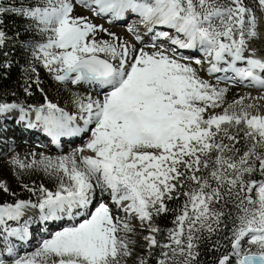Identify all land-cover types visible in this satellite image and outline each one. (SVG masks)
<instances>
[{
	"label": "snow or ice",
	"instance_id": "6c2138e0",
	"mask_svg": "<svg viewBox=\"0 0 264 264\" xmlns=\"http://www.w3.org/2000/svg\"><path fill=\"white\" fill-rule=\"evenodd\" d=\"M77 6L114 21L132 14L154 42L137 48L120 41L103 25L73 15ZM6 14L26 22L29 39L7 34ZM157 26L174 32H155ZM128 31L142 42L137 26ZM261 32L264 0H19L7 6L0 0V72L12 66L5 49L18 42L58 83L95 92L71 93L75 112L47 95L27 108L0 100V118L18 111L23 121L35 113L36 123L27 127L42 126L54 143L88 136L67 154L36 159L33 153L28 164L12 158L13 166L42 171L55 187L24 184L35 202L0 203V264H264V114L244 103L250 95L226 103L229 89L200 75L206 61L208 74H225L217 80L264 92V59L251 47L264 43ZM102 33L110 39H97ZM161 39L173 47L157 45ZM179 50H196L205 60ZM25 71L36 73L31 64ZM0 190L10 191L2 182ZM28 209L38 210L37 231L46 238L20 255L9 238L28 242L29 221L8 222ZM169 215L172 226L161 228L159 219ZM143 231L142 254L134 237ZM210 253L218 255L205 259Z\"/></svg>",
	"mask_w": 264,
	"mask_h": 264
},
{
	"label": "rangeland",
	"instance_id": "374dc122",
	"mask_svg": "<svg viewBox=\"0 0 264 264\" xmlns=\"http://www.w3.org/2000/svg\"><path fill=\"white\" fill-rule=\"evenodd\" d=\"M85 9L81 6H77V9L73 13V15L86 16L89 19H91L94 23H96L98 25H103L110 32H114L120 38V41H126L128 43H135V42H133V40L130 37L131 34H129L125 29H123L122 25L113 24L109 21L106 22L103 19V17L93 16L91 13H89ZM101 38L102 39H110V37H108L106 34H103V33L97 37V39H101ZM135 44H136L137 48H140L139 43L136 42ZM146 50L151 51V49H149V48H146ZM183 54L185 56L190 55L188 52L183 53ZM194 66L197 67L198 69L200 67V66H196V65H194ZM44 71L47 72L46 69H44ZM200 75L202 78L209 80L210 83L217 85L218 87H227L229 89V91L226 95V98H225L226 103H231L232 101H234L238 97H241L239 94L242 91V87L241 88L239 87L238 89H234V87L232 86L233 83H231L229 81H225V80L216 81L212 78V76L208 75V73L205 70L200 71ZM53 81H54V85H55L54 90L52 88L50 89L49 87L40 86V90L41 89L43 90L41 92L44 94V96L47 95V98L49 100H51L52 102H55V103L57 102L59 104L58 100L54 96V95H57L59 97V99H61L63 104H65V105H63V107L65 106V107L69 108L70 112H75L74 111L75 109L70 104L71 93L78 92L81 95H87L89 92H92V94L95 95V92H93L92 89H89L86 86L85 87H83L82 85L74 86V85H71L70 83L69 84H61V83H58L57 81H55L54 79H53ZM237 85L240 86L239 84H237ZM256 96L257 95H252L253 99H249L248 101H253ZM244 103L247 104V100H245ZM254 110H255L254 108L250 109V111L253 114H256L257 112H259L257 110L255 112ZM215 111L220 112V111H222V109H216ZM16 113L19 114L18 111ZM259 113L261 114V111ZM17 114L13 118H17ZM12 122H13V124L9 123V125H11V126L8 127L7 124H5V120L3 118H0V182L5 183L8 186L9 190H11L12 185L15 186L18 184L17 183V176L15 173H13V169L11 168V166H13V165L10 163V161L12 160L13 157H19V159L21 161H23L25 164H28L32 161V158H33L32 154L33 153L36 154V159H39L40 153L55 157L58 155L67 154L70 151H72V149L66 148V145H64V144H61L59 147H55V145H53L50 142V138L47 139L46 141L44 140L45 143H41L38 140H33L32 137H30L28 139L24 138L23 140L21 139L22 141H20V136H19L20 133H18V132L14 133L12 130H17V131L24 133L26 131H32V130L35 131V129L27 127L26 124H23V125L20 124L16 119ZM26 136H27V134H26ZM17 139H18V141H17ZM26 140L35 141L33 143L35 145H31V143H29V145H28V142H26ZM86 141H87V139H84L83 142L81 141V145L83 146L86 143ZM20 142L27 143V145H25V147L31 149L29 152L30 153L29 160H27V162L25 159H21L19 149H18L19 147H17V145H15V144L20 143ZM79 146L80 145H77V147H79ZM23 184H25V183H23ZM40 184H44L43 181H41V180L33 181V182H31L30 187H38ZM44 186H45V184H44ZM57 223H59V222H57ZM136 227L139 229L138 223H136ZM41 230H43V229H41ZM48 231H50V228L48 229ZM30 233L32 234L31 241L34 242L33 247L31 249V251H32V250H34V248L36 246H38V242L41 239V237H44V238L46 237V233L41 235L39 233V231L36 230L35 232H33L31 230V228H30ZM146 234H147V232H146ZM134 239H136L138 241L137 252L139 253L140 248H141L139 245L143 244L142 233L140 235L135 236ZM29 248H30V245H29ZM129 264H133V261L130 260Z\"/></svg>",
	"mask_w": 264,
	"mask_h": 264
},
{
	"label": "trees",
	"instance_id": "16d2710c",
	"mask_svg": "<svg viewBox=\"0 0 264 264\" xmlns=\"http://www.w3.org/2000/svg\"><path fill=\"white\" fill-rule=\"evenodd\" d=\"M2 2L7 6L12 3H19V0H2ZM248 0H246V3ZM4 25L2 26L7 34L13 39H15L14 34L16 32H21V40H27L29 37L26 34H23V30L26 27V22L21 18L11 14H6L4 16ZM5 51L9 52L8 60L12 62V66L7 70V74L0 72V100L4 102H15L18 104H23L24 106L35 105L39 106L44 103V94L40 90V86L49 87L53 90L55 89L54 81L52 76L44 71L42 63L38 60H33L30 53L26 52L23 48L20 47V44L17 42L15 46L9 44L8 48ZM4 58L0 56V60ZM31 66L35 67L36 73L31 71H25L26 68ZM39 81V84H37ZM25 88H29L31 95L25 92ZM15 93V95H13ZM55 96V95H54ZM58 96L56 95L55 98ZM59 99V97H58ZM61 100V99H60ZM13 173L17 176V185L11 187L9 193H5L0 190V203H14L17 199H36V196H33L30 192H27L22 186L23 183L31 186V182L41 180L45 184V187L54 189L55 181L46 176L42 171L24 169L21 170L15 166H11ZM254 178L259 177L258 173ZM264 179V178H261ZM14 193L15 195H12ZM161 228L171 227V215L166 217H161L158 221ZM147 231L142 232V236L146 235ZM158 239H163V234L158 236ZM146 242L143 241V244ZM141 244V245H143ZM159 250L157 249V252ZM139 253H144V248H140ZM218 253H210L208 256H205V259H208L209 256H216ZM150 264H155V261L152 260Z\"/></svg>",
	"mask_w": 264,
	"mask_h": 264
},
{
	"label": "bare ground",
	"instance_id": "6f19581e",
	"mask_svg": "<svg viewBox=\"0 0 264 264\" xmlns=\"http://www.w3.org/2000/svg\"><path fill=\"white\" fill-rule=\"evenodd\" d=\"M155 31H157V29H155ZM145 34H146V32L144 31V32H142L141 34H140V36L142 37V38H144L145 37ZM130 37H131V39L133 40V42H135L134 41V35H130ZM147 37L148 36H146V38L144 39V42L145 43H143V44H140V47H144L145 45H149V43L148 42H152V41H150V40H148L147 39ZM152 38H154V36L152 37ZM149 49H151V48H149ZM153 49H151V51H152ZM196 51V50H195ZM180 52H182V53H186V50H181ZM196 52H198V51H196ZM196 52H194V51H192V50H189L188 51V53H191L189 56H191V55H193V54H195L196 55V58H200V55L198 54L197 55V53ZM242 64H238V66H241ZM206 74V73H205ZM223 75H225L224 73H216L214 76L215 77H218V76H223ZM229 75H230V73H229ZM83 87H85V85H82ZM233 87H234V89H238L239 87L241 88L242 87V91L240 92V96L241 97H243V96H246V95H257L256 97H259V96H261V95H264V92H262L261 90H258V89H256V88H254V87H244V86H242V85H240V86H238L237 84H233L232 85ZM87 87V86H86ZM90 89V88H89ZM252 95H251V97H252ZM56 96V95H55ZM255 97V98H256ZM57 100H58V102H59V106H61V107H63V105H65V104H63V102L60 100V99H58V97L56 98ZM247 100V104L248 103H252V104H254V105H257V107H255L254 109V111L256 112V110L257 111H261V114H264V100H257V99H254L253 101H248L249 99H246ZM55 103V102H54ZM61 104V105H60ZM26 108H27V106H25ZM65 107V106H64ZM71 107V106H70ZM66 108V107H65ZM75 111V110H74ZM17 113L16 112H14L13 114H11V118L10 119H8L7 121H5V124H7V126L9 127V126H11V125H9V123H12L13 124V122L12 121H14L15 119L20 123V124H28L27 122H26V119L25 120H23V121H20L19 120V115L20 114H17V118H13L15 115H16ZM28 119H29V121H31V122H33V123H36V121H35V113H31L29 116H28ZM82 125V124H81ZM7 127V128H8ZM6 128V129H7ZM33 129H35V131L34 130H32V131H26V132H20V131H17V130H12L14 133H16V132H18V133H20L19 134V136H20V141H22L24 138H26V139H28V138H30V137H32L33 138V140H38V141H40L41 143H45V141L47 140V139H49L50 137L44 132V130H43V127L42 126H40V125H38L37 127H34ZM26 134H27V136H26ZM15 135V134H14ZM22 139V140H21ZM84 139H88V136L87 135H84V136H80V137H62L61 139H60V142L61 143H66V148H68V149H74V147L75 148H77V143L78 144H80L81 143V141L83 142V140ZM45 140V141H44ZM17 141H18V139H17ZM76 141H78V142H76ZM26 142H28V145H29V143H31V145H35V144H33L35 141H32V140H26ZM76 142V143H75ZM15 143V142H14ZM49 143V142H48ZM15 145H17V147H19L18 149H19V153H20V157H21V159H25L26 160V162H27V160H29V156H30V150L31 149H29V148H26L25 147V145H27V143H22V142H20V143H17V144H15ZM42 145V144H41ZM79 147H81V146H79ZM52 148V147H51ZM61 149V148H60ZM32 217L34 218V220L31 222V225H32V228L34 229V230H37L38 228H39V220H38V210H36V209H28L26 212H25V215L23 216V217H21V219L19 220V221H9L8 222V224L10 223L11 224V227H21V226H23L22 225V223H21V220H22V218H23V220H25V221H31V219H32ZM60 223V222H59ZM59 223H55V225L52 227V228H50V231H52V230H55L58 226H59ZM29 232H30V229H29ZM39 233L42 235V234H45V232L43 231V230H40L39 231ZM46 238V237H45ZM11 241H12V243H14V244H16L17 245V250H18V252H20L19 254L20 255H23L25 252H30L31 251V249H32V247H33V244H34V242L33 241H31V239L28 241V242H22V241H18L15 237H10L9 238ZM35 239V238H34ZM32 242V243H31ZM24 245H26V247L24 248V249H22V250H20V248L22 247V246H24ZM29 245H30V248H29Z\"/></svg>",
	"mask_w": 264,
	"mask_h": 264
}]
</instances>
